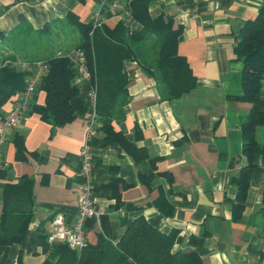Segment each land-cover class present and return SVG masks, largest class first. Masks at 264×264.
Returning <instances> with one entry per match:
<instances>
[{
	"label": "crops",
	"instance_id": "obj_1",
	"mask_svg": "<svg viewBox=\"0 0 264 264\" xmlns=\"http://www.w3.org/2000/svg\"><path fill=\"white\" fill-rule=\"evenodd\" d=\"M263 1L149 0L152 17L182 27L178 50L197 83L166 98L149 68L128 61L127 99L112 121L126 145L108 139L100 125L86 138L85 116L63 124L45 120L34 105L45 103L46 92L36 89L25 117L8 130L2 145L0 264L55 263L54 243L47 237L51 218L56 212L68 222L77 217L86 141L94 153L95 201L103 209L85 221L88 242H96L99 234L116 241L144 215L166 232L179 229L176 246L195 249L201 258L195 264H264V124L256 129L260 148L248 155L242 122L252 103L242 97L244 65L235 51L239 29ZM101 2L0 0L2 59L14 53L24 58L13 44L34 29L46 35L55 27L71 30L61 41L71 50L80 34L68 14L92 20ZM102 17L111 27L122 19L113 9ZM79 88L78 98L86 99L90 82ZM246 169L248 187L241 193L237 179ZM23 229L20 240L16 235ZM192 237L202 242L194 245ZM126 264L138 263L129 259Z\"/></svg>",
	"mask_w": 264,
	"mask_h": 264
},
{
	"label": "trees",
	"instance_id": "obj_2",
	"mask_svg": "<svg viewBox=\"0 0 264 264\" xmlns=\"http://www.w3.org/2000/svg\"><path fill=\"white\" fill-rule=\"evenodd\" d=\"M148 3L149 0H131L129 7L132 15L139 20L138 28H131L122 18L114 27L104 22L96 26L92 36V20L83 21L72 12L68 14L80 34L75 47H84L92 79L98 86L100 126L106 130L108 139L119 140L125 145L127 140L114 128L112 121L127 99L130 81L128 61H136L149 68L166 98L178 97L197 83L187 58L178 50L182 27H173L171 22L152 17ZM55 28L50 35L38 29L26 32L23 39L13 44L24 58L14 53V56L5 57L0 62V114L6 104L23 90L32 73L31 68L19 66L43 60L46 73L36 89L45 90L46 101L43 105L35 104L34 110L54 124H63L78 116L88 117L91 105L87 98H78L80 88L74 83L76 66L66 56L70 49L61 45L63 33L65 36L72 35L71 30ZM71 43L75 44L74 41ZM235 51L244 65L242 97L252 103L249 115L242 122L243 149L248 155H253L260 148L256 137L257 126L264 124V1L257 15L246 20L239 29ZM261 148L264 152V144ZM23 150L22 142L18 143V153L23 155ZM248 175L246 169L237 179L241 193L247 190ZM27 224L25 222L24 229ZM24 229L16 235L20 240L24 237ZM180 238L179 229L166 232L146 216L139 215L116 241L99 234L96 242H88L80 250L72 248L66 241L55 242L53 249L57 258L54 264H126L129 259L138 264L199 262L201 258L195 249L184 250L176 246ZM191 241L197 245L202 239L192 237Z\"/></svg>",
	"mask_w": 264,
	"mask_h": 264
},
{
	"label": "built area",
	"instance_id": "obj_3",
	"mask_svg": "<svg viewBox=\"0 0 264 264\" xmlns=\"http://www.w3.org/2000/svg\"><path fill=\"white\" fill-rule=\"evenodd\" d=\"M131 0H102L100 7L93 15V28L90 35H93L94 28L101 25L103 13L105 10L113 9L120 12L122 18L136 29L140 23L131 13ZM76 66V75L74 83L81 85L85 81L90 82V88L87 94V100L91 105L87 117L86 138L91 137L100 125L97 113L98 86L96 81L92 79L91 71L88 67L86 52L83 46H76L66 53ZM17 66V65H15ZM24 67L32 69L26 86L16 96L13 105L6 111L0 122V167L6 164V159L2 152V145L6 140L8 130L16 126L26 115L31 99L36 91L37 85L44 74L46 64L43 60L23 63ZM82 169L80 173V194L78 198L79 211L77 217L68 222L63 212H56L51 218V227L48 232V240L51 243L57 241H66L72 248L81 249L88 243V235L85 229V221L89 216L103 212V209L96 204L95 201V184H94V153L88 141L82 146ZM264 252V244L262 246ZM260 264H263L261 262Z\"/></svg>",
	"mask_w": 264,
	"mask_h": 264
},
{
	"label": "rangeland",
	"instance_id": "obj_4",
	"mask_svg": "<svg viewBox=\"0 0 264 264\" xmlns=\"http://www.w3.org/2000/svg\"><path fill=\"white\" fill-rule=\"evenodd\" d=\"M6 49H7V48H6ZM4 51H5V50L0 49V61L2 60V54L4 53ZM19 67H20V68H22V67L24 68V66H22V65H20Z\"/></svg>",
	"mask_w": 264,
	"mask_h": 264
}]
</instances>
